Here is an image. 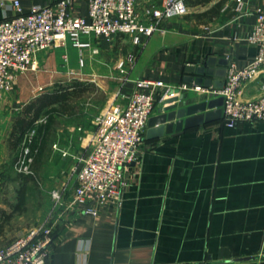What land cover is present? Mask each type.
<instances>
[{
    "label": "crops",
    "instance_id": "0c3cea01",
    "mask_svg": "<svg viewBox=\"0 0 264 264\" xmlns=\"http://www.w3.org/2000/svg\"><path fill=\"white\" fill-rule=\"evenodd\" d=\"M14 1L0 0V20L15 15ZM18 1L26 11L49 3ZM142 1L143 5L161 2ZM218 3H222L219 14L199 18L198 26L188 18H174L164 21L162 30L153 36L143 37L141 45H131L127 77L115 104L126 106L136 89L150 92L151 88L139 84L143 80L162 81L170 88L163 100L167 89H156L152 116L158 114L164 100L182 94L219 98L185 82L192 75L186 68L207 65L227 70L234 62L241 69L251 63L258 48L248 38L257 22V10H264V0H244L241 10L237 0H211L202 5L208 7L201 13ZM74 6L78 14L89 18L86 0H74ZM81 40L91 43L92 57L98 44L111 46L95 36ZM77 49L68 41L64 47L42 52L37 72L20 76L12 92L0 100V215L11 211L12 195L6 189L16 182L18 171L14 147L18 121L28 117L26 106L41 95H34L35 91H52L63 82L83 80L80 77L87 75L88 59L84 50ZM212 79L225 82L226 76ZM263 82L264 75H260L246 84L242 99L260 98ZM93 129L83 137L79 134L84 151L93 141L96 125ZM63 158L64 162L68 159ZM78 166L70 168L69 175L54 187L74 186ZM119 188L120 195L98 217L78 214L74 220L62 222L51 264H264V122L232 127L222 118L154 140L145 136L136 160L124 170Z\"/></svg>",
    "mask_w": 264,
    "mask_h": 264
},
{
    "label": "built area",
    "instance_id": "2783aa9c",
    "mask_svg": "<svg viewBox=\"0 0 264 264\" xmlns=\"http://www.w3.org/2000/svg\"><path fill=\"white\" fill-rule=\"evenodd\" d=\"M86 1L88 19L78 14L74 0H49L27 11L18 0L14 1L15 15L0 20V100L12 92L21 75L37 70L38 56L44 51L64 47L68 41L81 51L91 48V43L82 42L83 36H95L109 43L120 36H129L133 45H141L143 37L162 30L164 21L182 17L189 10L187 0H161L160 4L145 5L142 0ZM237 2L241 10L244 0ZM256 15L257 22L248 38L258 48L254 60L241 69L230 62L222 88L195 87L202 93L223 97V120L232 127L245 122H264V82L260 98L242 99L243 87L264 75V10L258 9ZM93 53L97 54L98 49H93ZM139 84L152 90L136 89L126 106L114 104L96 117L92 146L81 159L76 184L53 188L46 221L0 247V264H51L62 222L65 219L70 222L78 214L98 217L120 195L124 170L136 160L137 148L145 139L156 109L155 91L159 87L167 89L162 100L170 93L162 81L143 80ZM33 135L34 131L27 139L31 141ZM33 160L29 148H24L18 170H28ZM81 205L86 206L80 208Z\"/></svg>",
    "mask_w": 264,
    "mask_h": 264
},
{
    "label": "rangeland",
    "instance_id": "374dc122",
    "mask_svg": "<svg viewBox=\"0 0 264 264\" xmlns=\"http://www.w3.org/2000/svg\"><path fill=\"white\" fill-rule=\"evenodd\" d=\"M188 4V13L181 18H188L194 22V26L200 25L199 18L196 16L208 6L193 5L190 0ZM131 45L133 44L129 36H120L111 42L110 47L98 44L95 47V49L98 48V53H94L93 57L89 56V49H84L85 58L88 59L85 69L87 75L80 77L83 80L73 79L63 82L62 85L79 81L87 84V90L82 97H76L71 102L73 111L70 116L56 117L46 147L38 159L33 160L28 170L17 169L16 182H12L11 189L7 186L6 194L12 195L11 201L7 198L8 202L10 201L8 205L11 211L7 209L0 215V247L28 233L32 228L42 225L48 218L51 209V192L56 187H54L55 183L61 184V177H67L70 168L76 164L80 166L81 159L87 155L92 146L91 142L89 151H84L79 134L83 137L85 131H93L96 117L115 104L121 83L127 77L126 66H128L129 54L133 51ZM32 72L36 73L37 70ZM25 81L29 84L30 80ZM23 87L25 90L24 85ZM46 89L37 90L33 94H42L47 92ZM79 127L82 128L80 132ZM64 153H67L68 158L65 164L62 163ZM21 158L22 151L18 149V167ZM24 187L26 203L22 205V208L17 209L20 193Z\"/></svg>",
    "mask_w": 264,
    "mask_h": 264
},
{
    "label": "water",
    "instance_id": "95a60500",
    "mask_svg": "<svg viewBox=\"0 0 264 264\" xmlns=\"http://www.w3.org/2000/svg\"><path fill=\"white\" fill-rule=\"evenodd\" d=\"M222 64L227 65V60H222ZM186 72L192 74L185 78L187 83L205 88H222L224 82H215L212 77L214 75L225 77L227 70H216L207 65H201L188 66ZM223 102V97L215 99L207 94L192 98L182 94L168 98L163 101L158 114L150 118L146 139L154 140L162 138L165 134H172L174 131L219 121L223 118Z\"/></svg>",
    "mask_w": 264,
    "mask_h": 264
},
{
    "label": "trees",
    "instance_id": "16d2710c",
    "mask_svg": "<svg viewBox=\"0 0 264 264\" xmlns=\"http://www.w3.org/2000/svg\"><path fill=\"white\" fill-rule=\"evenodd\" d=\"M193 5H206L211 0H190ZM189 3V0H187ZM222 3L216 4L210 10L201 13L198 18L216 17L221 9ZM87 84L76 81L70 85L59 84L52 91H47L37 97L29 105L26 106L25 112L27 118H21L15 129L14 147L16 149L29 148L31 156L34 160L38 159L46 147L52 126L56 117L70 116L73 111L71 102L74 98L82 97L87 90ZM34 131L31 141L27 139V135ZM62 156V163L63 161ZM32 165V164H31ZM26 179V178H25ZM27 180V179H26ZM26 188L24 187L20 193L19 204L17 209L22 208L26 203Z\"/></svg>",
    "mask_w": 264,
    "mask_h": 264
}]
</instances>
